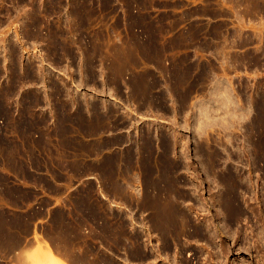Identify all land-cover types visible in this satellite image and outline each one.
I'll return each mask as SVG.
<instances>
[{
    "label": "rangeland",
    "instance_id": "obj_1",
    "mask_svg": "<svg viewBox=\"0 0 264 264\" xmlns=\"http://www.w3.org/2000/svg\"><path fill=\"white\" fill-rule=\"evenodd\" d=\"M9 125L112 198L0 205V264H264V0H0Z\"/></svg>",
    "mask_w": 264,
    "mask_h": 264
},
{
    "label": "crops",
    "instance_id": "obj_2",
    "mask_svg": "<svg viewBox=\"0 0 264 264\" xmlns=\"http://www.w3.org/2000/svg\"><path fill=\"white\" fill-rule=\"evenodd\" d=\"M45 129L34 128L24 135L15 125H9L0 137V205L11 210L54 212L68 205L70 192L89 184L94 185V196L98 199L104 194L112 198L102 187L98 173L86 176L67 173L64 181L55 177L52 142L45 137ZM54 188L62 192L54 194Z\"/></svg>",
    "mask_w": 264,
    "mask_h": 264
},
{
    "label": "bare ground",
    "instance_id": "obj_3",
    "mask_svg": "<svg viewBox=\"0 0 264 264\" xmlns=\"http://www.w3.org/2000/svg\"><path fill=\"white\" fill-rule=\"evenodd\" d=\"M46 254H47L48 257L52 258L51 252H50L49 250L47 251ZM52 260H53V259H52Z\"/></svg>",
    "mask_w": 264,
    "mask_h": 264
}]
</instances>
